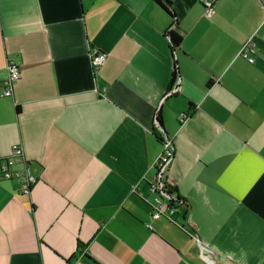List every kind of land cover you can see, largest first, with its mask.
Segmentation results:
<instances>
[{
    "label": "crops",
    "instance_id": "0c3cea01",
    "mask_svg": "<svg viewBox=\"0 0 264 264\" xmlns=\"http://www.w3.org/2000/svg\"><path fill=\"white\" fill-rule=\"evenodd\" d=\"M170 1L0 0V156L38 178L0 179V264H264V0ZM165 138L187 207L155 218Z\"/></svg>",
    "mask_w": 264,
    "mask_h": 264
},
{
    "label": "built area",
    "instance_id": "2783aa9c",
    "mask_svg": "<svg viewBox=\"0 0 264 264\" xmlns=\"http://www.w3.org/2000/svg\"><path fill=\"white\" fill-rule=\"evenodd\" d=\"M202 1L206 12L208 14L212 13L215 0ZM257 52L256 44L252 39L246 41L240 49V55L251 63L256 61ZM106 58L107 53L105 51L96 46L90 48V59L93 71L100 67ZM7 69L8 75L1 82V95L11 97L14 94V86L21 76L19 59L14 56H9L7 58ZM174 84L175 82L169 91L175 90L176 87ZM187 116V113H183L182 119ZM155 121L158 126L159 122L157 120ZM162 141L163 149L155 163V175L149 182V187L153 194L151 201L152 215L155 218L162 215H168L170 217L175 212L176 206L183 205V201L178 200L177 193L169 192L170 189L167 187V185L172 186L167 180V171L175 154L173 142L169 138H165ZM0 179L15 180L19 184L22 193H30L33 185L37 182L38 178L30 167L29 159L26 157L25 149L21 143L13 144L8 155L0 156Z\"/></svg>",
    "mask_w": 264,
    "mask_h": 264
},
{
    "label": "trees",
    "instance_id": "16d2710c",
    "mask_svg": "<svg viewBox=\"0 0 264 264\" xmlns=\"http://www.w3.org/2000/svg\"><path fill=\"white\" fill-rule=\"evenodd\" d=\"M158 3H160L162 6L165 7V9H167V11H169V13L173 16V24H176V21H177V15H176V12H175V9L172 5V2L170 0H156ZM173 26V25H172ZM170 27L168 30H167V36L169 37L170 39V42H171V47L174 49L176 46H180L181 42H182V35L180 33H178V31L175 30L174 26L173 27ZM177 75V70H174L173 71V79H175ZM170 89V88H169ZM156 120L162 124V119H161V116L159 113H157L156 115ZM167 187L170 189L169 192H176L177 193V198L178 200H182L183 201V206L187 207V200L183 197H181L177 190H175L174 187L170 186V185H167Z\"/></svg>",
    "mask_w": 264,
    "mask_h": 264
}]
</instances>
